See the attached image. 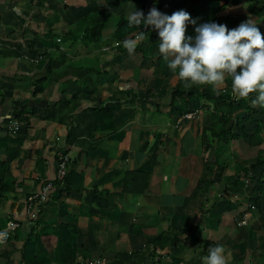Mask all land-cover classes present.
<instances>
[{
    "label": "crops",
    "instance_id": "obj_1",
    "mask_svg": "<svg viewBox=\"0 0 264 264\" xmlns=\"http://www.w3.org/2000/svg\"><path fill=\"white\" fill-rule=\"evenodd\" d=\"M131 3L145 15L169 6L151 0L142 10L140 0H130L105 9L123 17ZM87 4L0 0V227L18 223L0 244V264H202L216 245L228 264H264V195L249 178L234 183V170L213 165V148L202 139L206 103L172 100L178 77L164 58L155 67L159 38L147 40L150 27L128 23L107 33L108 45L86 47L93 63L84 77L78 43L54 48L68 27L64 7ZM140 31L145 40L130 55L122 42ZM49 52L56 79L38 91ZM65 63L80 69L66 75ZM100 107L112 111L110 121L94 115ZM13 121L19 130L5 133ZM134 171L147 177L128 174ZM130 176L136 193L125 188ZM52 180L47 199L29 208L27 199ZM243 215L248 219L237 225Z\"/></svg>",
    "mask_w": 264,
    "mask_h": 264
},
{
    "label": "trees",
    "instance_id": "obj_2",
    "mask_svg": "<svg viewBox=\"0 0 264 264\" xmlns=\"http://www.w3.org/2000/svg\"><path fill=\"white\" fill-rule=\"evenodd\" d=\"M100 0H87L88 4L85 7L79 9H68L64 15L67 20V28L62 32L61 38L54 42V48L60 51L57 43L61 41L70 42L71 45L75 43H82L85 47L88 45L100 48L104 45H108L111 40H105L102 36V30L106 23L105 18L107 16V9L114 8L118 5L126 3L130 0H103L105 8L101 7L98 2ZM142 3V10H145L151 0H140ZM232 1H238L237 5L233 7L238 12H234L232 8L228 9V5ZM173 8L183 9L190 14V19L195 20V24H187L186 35H194V28L203 22L215 21L217 23L225 24L229 29L237 27L241 22H245L247 19L261 18L264 20V0H172ZM170 5V4H169ZM242 8V11L240 9ZM172 8L165 12L169 14ZM175 9H173L174 11ZM226 11V12H225ZM107 12V13H106ZM222 12V13H221ZM262 35H264V23L262 22L259 28ZM149 41L153 38H157V32L155 30H149L147 33ZM57 42V43H56ZM92 44V45H91ZM119 45L116 47L119 49ZM120 50V49H119ZM54 53L49 52V67L46 77L34 82V87L37 86V90L41 91L47 82L55 81L54 76V63L57 59H52ZM59 58L62 59L63 55L60 52ZM158 55L153 59L157 60L156 68L160 66ZM65 71L63 73H71L75 69L80 67L75 66L72 63H65ZM79 71V70H78ZM69 72V73H68ZM87 72L89 70L87 69ZM83 75V74H81ZM84 77V75L82 76ZM79 78V77H78ZM81 78V76H80ZM84 87H87L83 85ZM172 100L185 99V96L192 97L193 102L204 101L206 104L203 106L206 113L202 126V139L205 140V149L213 147V165L226 166L227 160L231 158V152L229 151V144L231 141L238 139L239 137L247 141L248 146L257 147V154L250 164H243L235 162L232 168L235 172L234 183H237L240 178H249L250 181L255 183L253 191L257 192L259 196L264 195V136L258 124L261 122L253 120V115H261L264 118V108H256L252 104L254 99L251 94L246 98H240L233 94L231 89L230 78L225 79L224 83L219 85L216 89H213L211 85H199L191 84L186 81H182L178 78L176 85L171 90ZM189 99V98H188ZM186 102V101H185ZM112 111L109 108L100 107L95 112V116H99V119L110 121L112 117ZM244 120L251 121L255 125L251 129H247ZM237 131V132H236ZM207 140V142H206ZM222 151L226 155H223ZM222 157V159L220 158ZM260 171L259 177L250 176V172ZM129 175H144L137 171L129 172ZM127 178L125 181V188L130 192H138L135 188L136 178ZM147 177V176H146ZM144 177V181L146 180ZM66 177L63 179V181ZM62 181V182H63ZM129 184V186H128ZM142 190V189H141ZM254 204L259 207V197L253 200Z\"/></svg>",
    "mask_w": 264,
    "mask_h": 264
},
{
    "label": "clouds",
    "instance_id": "obj_3",
    "mask_svg": "<svg viewBox=\"0 0 264 264\" xmlns=\"http://www.w3.org/2000/svg\"><path fill=\"white\" fill-rule=\"evenodd\" d=\"M126 16L129 24H143L157 32L158 54L180 80L216 89L227 77L233 94L246 98L256 93L253 106H264V35L253 20L231 29L223 23L203 22L194 28V35H186L187 24L196 22L183 9L169 15L153 7L145 15L131 3ZM145 35L140 31L134 38H125L122 43L130 55ZM201 261L228 264L222 245L210 247Z\"/></svg>",
    "mask_w": 264,
    "mask_h": 264
},
{
    "label": "rangeland",
    "instance_id": "obj_4",
    "mask_svg": "<svg viewBox=\"0 0 264 264\" xmlns=\"http://www.w3.org/2000/svg\"><path fill=\"white\" fill-rule=\"evenodd\" d=\"M158 1H159L161 6H162V4H164L165 1L169 2V4H170L167 8H163V13L167 12V10H170L172 8V3H171L172 1L171 0H158ZM237 3H238V1H232V3H230L228 5V7H227L228 9H226V10L228 11L229 8H232L235 13L238 12L237 11L238 9L235 10L233 8V7H235V5H237ZM100 4L102 5V4H105V3L103 1H101ZM149 10H150V8L147 10V12ZM177 10H179V9L177 8ZM240 11H242V8L240 9ZM247 20H249V19H247ZM251 20H253L255 23H257L258 28L261 27L262 22L264 23V20L261 19V18H256V19L254 18V19H251ZM105 21H106V23H105L106 27L102 31V36H103V38L105 40L110 39V37H107V33H110L112 35V33H113V31L115 30L116 27H122L123 28L124 26H126L128 24L126 15H124L123 17H120V15L117 14V13H113L111 15L109 14L108 16L106 14ZM122 32H123V29H122ZM78 44L79 45L77 47H79L80 50L83 53H85L86 47L84 46V44H82L80 42H78ZM88 46H90V45H88ZM85 54H84V56H86V57L81 59V64L85 65L87 63L86 64L87 66H82V71L81 70L79 71V73L80 72L83 73L84 76H85V74H87V69L88 70H92L90 65L93 63L92 60H91V57L87 53H85ZM148 54H150V53L148 52ZM250 94H251V96L253 98H255L256 93H250ZM255 107L256 108H261V109L264 108V106H260L259 104L255 105ZM252 118H253V120H257V121L261 122V124H258V128L260 129V131L262 132V134L264 136V118H263V116H261V115H253ZM244 124H245L247 129H251L255 125V123H252L251 121H247V120H244ZM212 148L213 147H211V149ZM229 151L231 152V157H230L231 159L227 160L228 166L227 165L224 166L225 168H227V171H226L227 174H229V173H231V171H233L232 165L235 162H240V163H243V164L252 163L254 158H255V156H256V153H257V149L255 147H252V148L249 147L248 144H247V141L243 140L240 137L238 139L234 140V141H231V143L229 144ZM212 153H213V150H212ZM222 154L223 155H220V156L226 155V152L224 153L222 151ZM220 158L222 159V157H220ZM259 172H260L259 170H257V171L256 170L255 171L252 170V173L255 175V177H257L259 175ZM63 179L61 181H59V183H61L63 181ZM254 185H255V183H253V186Z\"/></svg>",
    "mask_w": 264,
    "mask_h": 264
},
{
    "label": "built area",
    "instance_id": "obj_5",
    "mask_svg": "<svg viewBox=\"0 0 264 264\" xmlns=\"http://www.w3.org/2000/svg\"><path fill=\"white\" fill-rule=\"evenodd\" d=\"M200 110V108H197L195 110H192L188 113H183L184 119H192ZM20 124L18 121L10 122L9 124H6L5 126V133L7 134H14L19 130ZM69 163L68 156L62 155L60 156L58 162H57V170L55 174V181L59 182L61 181L66 173H67V166ZM53 187V180L46 182L40 189L39 193L37 195L31 196L27 199L28 201V207L31 208V206L35 205V202H41L47 199L48 193ZM253 208V207H251ZM249 215V214H246ZM243 215L242 219L238 222L237 225H243L245 224L246 220L248 219V216ZM31 217L35 216V212L31 213ZM18 228V223L14 220H8L3 227H0V244L6 243L12 233ZM101 262L99 260L88 262L86 264H100Z\"/></svg>",
    "mask_w": 264,
    "mask_h": 264
}]
</instances>
